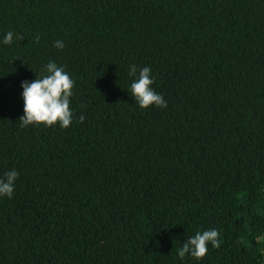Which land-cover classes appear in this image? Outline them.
Instances as JSON below:
<instances>
[{"label": "trees", "instance_id": "1", "mask_svg": "<svg viewBox=\"0 0 264 264\" xmlns=\"http://www.w3.org/2000/svg\"><path fill=\"white\" fill-rule=\"evenodd\" d=\"M0 264H264V0H0Z\"/></svg>", "mask_w": 264, "mask_h": 264}]
</instances>
